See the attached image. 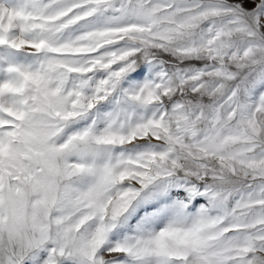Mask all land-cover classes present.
Listing matches in <instances>:
<instances>
[{"label": "snow or ice", "instance_id": "snow-or-ice-1", "mask_svg": "<svg viewBox=\"0 0 264 264\" xmlns=\"http://www.w3.org/2000/svg\"><path fill=\"white\" fill-rule=\"evenodd\" d=\"M0 264H264V0H0Z\"/></svg>", "mask_w": 264, "mask_h": 264}]
</instances>
